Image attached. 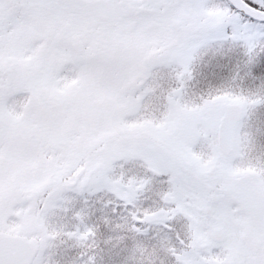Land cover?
I'll use <instances>...</instances> for the list:
<instances>
[{
  "label": "snow or ice",
  "instance_id": "1",
  "mask_svg": "<svg viewBox=\"0 0 264 264\" xmlns=\"http://www.w3.org/2000/svg\"><path fill=\"white\" fill-rule=\"evenodd\" d=\"M0 264H264V0H0Z\"/></svg>",
  "mask_w": 264,
  "mask_h": 264
}]
</instances>
